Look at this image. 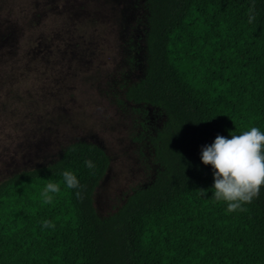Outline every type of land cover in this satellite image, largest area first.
I'll use <instances>...</instances> for the list:
<instances>
[{"label":"trees","instance_id":"1","mask_svg":"<svg viewBox=\"0 0 264 264\" xmlns=\"http://www.w3.org/2000/svg\"><path fill=\"white\" fill-rule=\"evenodd\" d=\"M143 5L145 69L123 97L164 117L149 138L152 182L100 219L92 196L109 160L94 144L71 143L53 163L7 177L0 264H264V187L244 211L228 212L213 196L214 169L201 160L217 135L264 131V0ZM66 170L81 189L62 183ZM50 181L61 191L44 204Z\"/></svg>","mask_w":264,"mask_h":264},{"label":"rangeland","instance_id":"2","mask_svg":"<svg viewBox=\"0 0 264 264\" xmlns=\"http://www.w3.org/2000/svg\"><path fill=\"white\" fill-rule=\"evenodd\" d=\"M143 3L0 0V181L85 142L109 160L92 196L100 219L152 182L164 117L123 97L145 69Z\"/></svg>","mask_w":264,"mask_h":264},{"label":"clouds","instance_id":"3","mask_svg":"<svg viewBox=\"0 0 264 264\" xmlns=\"http://www.w3.org/2000/svg\"><path fill=\"white\" fill-rule=\"evenodd\" d=\"M254 19L250 16L249 22ZM231 138L217 135L210 146H204L201 160L214 169L213 196L217 201L227 204L228 212L244 211L243 205L250 204L260 195L264 187V131L251 127ZM86 167H95L91 160H86ZM62 183L69 189H81L80 181L71 171L63 172ZM61 191V182H48L41 193L44 204L53 202V194ZM80 191L76 195L80 196ZM43 227L54 228L48 220Z\"/></svg>","mask_w":264,"mask_h":264}]
</instances>
